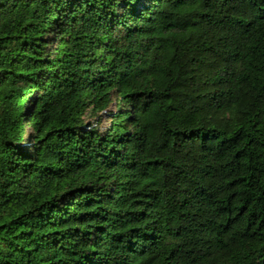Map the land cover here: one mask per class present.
I'll return each instance as SVG.
<instances>
[{"label": "trees", "instance_id": "trees-1", "mask_svg": "<svg viewBox=\"0 0 264 264\" xmlns=\"http://www.w3.org/2000/svg\"><path fill=\"white\" fill-rule=\"evenodd\" d=\"M0 264H264V0H0Z\"/></svg>", "mask_w": 264, "mask_h": 264}, {"label": "rangeland", "instance_id": "rangeland-1", "mask_svg": "<svg viewBox=\"0 0 264 264\" xmlns=\"http://www.w3.org/2000/svg\"><path fill=\"white\" fill-rule=\"evenodd\" d=\"M28 130H29V132H31L32 130H31V128H28Z\"/></svg>", "mask_w": 264, "mask_h": 264}]
</instances>
